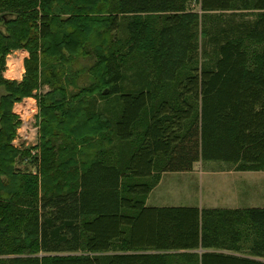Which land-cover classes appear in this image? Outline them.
Returning a JSON list of instances; mask_svg holds the SVG:
<instances>
[{"label":"trees","instance_id":"trees-1","mask_svg":"<svg viewBox=\"0 0 264 264\" xmlns=\"http://www.w3.org/2000/svg\"><path fill=\"white\" fill-rule=\"evenodd\" d=\"M0 24V264H264V207L146 205L163 172L199 161L264 170V0H0ZM99 25L126 39L93 62ZM123 44L152 72L126 80ZM17 49L30 53L20 83L2 74ZM83 71L99 84L75 91ZM43 84L34 157L12 145L13 107ZM103 87L119 95L114 122L91 108ZM115 138L125 148L106 156Z\"/></svg>","mask_w":264,"mask_h":264},{"label":"rangeland","instance_id":"rangeland-1","mask_svg":"<svg viewBox=\"0 0 264 264\" xmlns=\"http://www.w3.org/2000/svg\"><path fill=\"white\" fill-rule=\"evenodd\" d=\"M189 8L192 11H195V12L198 11L201 13L200 6H198L195 3L189 5ZM227 15L228 14H214L211 20H214L213 22H217L219 18L226 19ZM244 15H245V19H249V18L254 19L256 14L255 12H252V11H244ZM101 16L105 18L107 14L100 13V17ZM100 27L101 25L96 26L94 28V30L97 31L96 33L97 37L91 43V47H92L91 48V51H92L91 60L93 62L97 58L96 55H98V53L95 51L97 48H99L98 49L100 51L99 54H102V53L107 54L108 51L114 45L113 40L119 42V40L125 41L126 39V32L124 28L123 30H121L117 38H114L113 36L111 35L109 36L108 34L101 35V32H105L106 30L103 27L102 28ZM0 29L3 32H6V27L3 24H0ZM200 43H202L201 34H200ZM248 47H249L248 51H249L250 56H254L261 50V45H257L255 43H252L251 46H248ZM121 48H122L123 53L117 58V60H118V63L120 62V65L122 66L121 72L123 74V77L126 80L129 78H134L139 73L142 74L144 72H147V73L152 72V69L150 66L151 65L150 59L147 58L148 56H140V55L131 53L128 51L127 47L124 48V44ZM21 50L28 52L27 58H29L30 53L26 49H17V50L11 51V53L5 57L6 63H5V67L2 73L5 79H8L10 81L19 82V83L23 80L25 73H26L25 61L27 58L23 59L24 53L22 54V52H20ZM209 51L210 52L208 53V55L200 54V57H199L200 65L202 63H206L208 61V58L212 59V56H213L211 52L212 46L209 47ZM20 54L23 55V58H22L21 64L19 65L16 61H12V57L15 58L16 56H19ZM88 59L90 58H87V60L82 59L80 62L81 64L80 66L88 67L92 63L91 60L89 62ZM14 73H16L17 75H15ZM83 73L84 75L81 76L79 80L80 86L78 89H74L75 91H80V88H82V86L90 87L93 84H99V82H97L89 73H87L86 71H83ZM151 77L153 78L154 76H151ZM104 89L105 88L103 87L100 90V92L98 91L96 92L94 96L95 99L92 100L94 104H92L91 108L95 110L96 112H99L103 114L104 116H107L111 121L114 122L118 118L119 111H120L119 95L117 94L106 95L107 93L106 91L108 90H104ZM50 91H51L50 85L43 84L40 89H38L37 91L36 90L34 91V94L31 97L23 98L22 101L15 103L13 107V114L15 115L18 124L16 126V134L12 142V145L20 151L29 149L32 156L34 157H39L41 154V150L39 148V144L41 142V117L39 115L41 112V108L39 105L38 95L46 94ZM103 91H105L104 94L106 96L101 94ZM5 94H7L6 88L4 86H0V100ZM160 94H161V91L159 92V95ZM0 128H1V124H0ZM142 131H143L142 127L137 128L136 136L139 137ZM123 144L124 143L120 142L118 139L115 138L112 146L107 151L106 156H109L110 153L115 154L116 152L115 149L120 150V151L124 150L125 146ZM78 149H79L78 151H82V153L87 154L88 152V151L86 152L83 151L81 145L78 146ZM114 150L115 152H113ZM109 158H111L112 160V158H115V157L111 156ZM89 160L90 158L84 157V159H82L80 163L81 162L87 163ZM202 163L205 166V168H207L208 166L213 169H230L233 167V165L229 163H223V162H217V161L216 162L215 161L214 162H211V161L210 162H203V161L197 162L198 165ZM18 167H20L22 170L27 169V167H29L32 170V172L39 175L38 168L33 166L32 163H30V160L29 161L27 160V162L19 163ZM263 173H264V170H263ZM263 186H264V180H263ZM181 194H182V197H184V199L181 201H178V203H171V204H181V205H188V206L201 205L203 201L204 203L206 202L208 192H207L206 187H204L199 181L191 180L188 183V187L186 191H184ZM262 200H263V203H261ZM257 205L264 207V190H263V199H261L260 203H257ZM227 206L229 205H225L223 203L219 205V207H227ZM261 259L264 260V257Z\"/></svg>","mask_w":264,"mask_h":264},{"label":"crops","instance_id":"crops-1","mask_svg":"<svg viewBox=\"0 0 264 264\" xmlns=\"http://www.w3.org/2000/svg\"><path fill=\"white\" fill-rule=\"evenodd\" d=\"M24 58L28 52L21 50ZM214 162V161H211ZM200 168V169H199ZM263 170L242 171L233 165L230 169L205 168L202 164H194L193 170L188 172H163L158 183L147 196V207H196L203 209H249L263 208L257 203L263 199ZM199 181L206 187L207 200L201 205H181L188 183ZM223 203L227 207H219ZM263 203V200L262 202Z\"/></svg>","mask_w":264,"mask_h":264},{"label":"bare ground","instance_id":"bare-ground-1","mask_svg":"<svg viewBox=\"0 0 264 264\" xmlns=\"http://www.w3.org/2000/svg\"><path fill=\"white\" fill-rule=\"evenodd\" d=\"M22 58H23V55L20 54L19 56H16L15 58L12 57V61H16L20 65L21 61H22Z\"/></svg>","mask_w":264,"mask_h":264},{"label":"built area","instance_id":"built-area-1","mask_svg":"<svg viewBox=\"0 0 264 264\" xmlns=\"http://www.w3.org/2000/svg\"><path fill=\"white\" fill-rule=\"evenodd\" d=\"M24 125H26V124H24Z\"/></svg>","mask_w":264,"mask_h":264}]
</instances>
